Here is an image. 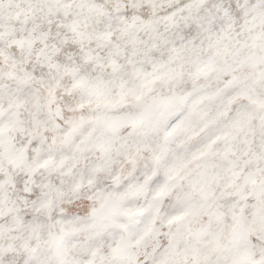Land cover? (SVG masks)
<instances>
[{
  "label": "snow or ice",
  "instance_id": "obj_1",
  "mask_svg": "<svg viewBox=\"0 0 264 264\" xmlns=\"http://www.w3.org/2000/svg\"><path fill=\"white\" fill-rule=\"evenodd\" d=\"M0 264H264V0H0Z\"/></svg>",
  "mask_w": 264,
  "mask_h": 264
}]
</instances>
